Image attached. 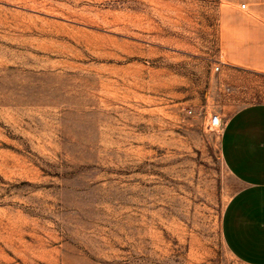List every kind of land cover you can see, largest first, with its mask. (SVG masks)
Segmentation results:
<instances>
[{
  "label": "rangeland",
  "instance_id": "374dc122",
  "mask_svg": "<svg viewBox=\"0 0 264 264\" xmlns=\"http://www.w3.org/2000/svg\"><path fill=\"white\" fill-rule=\"evenodd\" d=\"M241 3L0 0V264H243L221 138L264 102V39Z\"/></svg>",
  "mask_w": 264,
  "mask_h": 264
},
{
  "label": "crops",
  "instance_id": "0c3cea01",
  "mask_svg": "<svg viewBox=\"0 0 264 264\" xmlns=\"http://www.w3.org/2000/svg\"><path fill=\"white\" fill-rule=\"evenodd\" d=\"M247 1L242 10L250 11L255 38L264 39V0ZM221 155L241 183L223 216L225 243L243 264H264V102L249 104L228 119Z\"/></svg>",
  "mask_w": 264,
  "mask_h": 264
},
{
  "label": "built area",
  "instance_id": "2783aa9c",
  "mask_svg": "<svg viewBox=\"0 0 264 264\" xmlns=\"http://www.w3.org/2000/svg\"><path fill=\"white\" fill-rule=\"evenodd\" d=\"M240 8L241 9H246L247 8V3H242L241 5H240ZM220 68V66L218 65L217 66V69H219ZM211 124H218V119L217 118H213V119H211Z\"/></svg>",
  "mask_w": 264,
  "mask_h": 264
}]
</instances>
